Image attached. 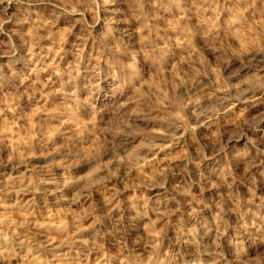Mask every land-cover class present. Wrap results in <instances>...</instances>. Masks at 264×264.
<instances>
[{
    "label": "rangeland",
    "instance_id": "rangeland-1",
    "mask_svg": "<svg viewBox=\"0 0 264 264\" xmlns=\"http://www.w3.org/2000/svg\"><path fill=\"white\" fill-rule=\"evenodd\" d=\"M0 264H264V0H0Z\"/></svg>",
    "mask_w": 264,
    "mask_h": 264
},
{
    "label": "bare ground",
    "instance_id": "bare-ground-1",
    "mask_svg": "<svg viewBox=\"0 0 264 264\" xmlns=\"http://www.w3.org/2000/svg\"><path fill=\"white\" fill-rule=\"evenodd\" d=\"M107 5H109V6H111L112 4L111 3H108ZM114 21H111L110 23H109V26H111V25H114Z\"/></svg>",
    "mask_w": 264,
    "mask_h": 264
}]
</instances>
